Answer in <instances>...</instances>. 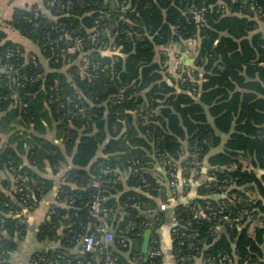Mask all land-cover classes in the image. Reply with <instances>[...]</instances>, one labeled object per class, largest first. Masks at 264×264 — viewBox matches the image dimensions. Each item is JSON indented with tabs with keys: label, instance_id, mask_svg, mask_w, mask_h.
<instances>
[{
	"label": "trees",
	"instance_id": "16d2710c",
	"mask_svg": "<svg viewBox=\"0 0 264 264\" xmlns=\"http://www.w3.org/2000/svg\"><path fill=\"white\" fill-rule=\"evenodd\" d=\"M52 1H44L48 13L17 8L8 21L37 45L49 71L0 30V62L15 69L10 75L0 70V134L7 135L0 172L13 178L9 195L0 189V238L9 255L27 229L16 215L36 208L53 189L39 170L57 172L69 155L66 181L76 188L63 185L60 194L77 212L63 222L65 211L50 207L40 236L61 239L62 248L38 253L64 258L46 264L95 259L96 252L80 251V239L92 232L85 227L95 223L90 204L96 193L107 197L109 217L103 221L115 236L119 261L130 238L141 240L147 228L148 251L161 250L157 229L166 209L159 206L170 204L165 183L174 167L177 180L190 182L173 212L171 240L179 263L200 257V264H264V28L254 19L264 18V0ZM197 37L193 65L178 69L177 59L176 77L164 72L165 47ZM17 48L20 56L5 57ZM51 130L60 143L44 136ZM222 135L223 149L210 155ZM105 141L104 156L97 158ZM205 157L208 179L194 186L190 171H199ZM154 159L165 171L163 185L149 169ZM123 170L137 191L120 185ZM23 173L31 192L26 201L18 192ZM8 185L1 181L0 188ZM194 212L202 218L193 219ZM141 254L142 264H162V257Z\"/></svg>",
	"mask_w": 264,
	"mask_h": 264
},
{
	"label": "crops",
	"instance_id": "0c3cea01",
	"mask_svg": "<svg viewBox=\"0 0 264 264\" xmlns=\"http://www.w3.org/2000/svg\"><path fill=\"white\" fill-rule=\"evenodd\" d=\"M45 0H0V30L3 31L6 35V40H10L15 43H19L23 46L25 52L28 55H36L38 59L43 64L46 71H49V61L47 58H45L43 55H41L39 48L37 45L32 42L29 39H26L23 37L18 31L11 28L8 21L11 19L13 12L17 8H28V7H34L37 10H40L43 13H48L47 9L44 6ZM254 19L258 23L259 30H262L264 28V18L258 19L257 17H254ZM199 46V38H191L187 41H185L182 44H169L167 47H165L164 52L166 53L168 62H165L164 64V72L169 73L173 77L175 76V65L173 62L174 56L177 55L178 62L187 66H192L194 63L195 56L198 51ZM171 49H174L175 51H171ZM157 60H160L157 59ZM65 68H63L64 70ZM47 139L55 142L60 143L59 140L56 139L55 132L53 130L48 131L44 135ZM134 137H139V130L135 131ZM7 135L6 134H0V149L1 146L4 145L6 142ZM227 139V135H222V141L221 144L215 148H212L210 151V155L219 152L223 149V145ZM108 141H105L103 144L104 146H101V148L98 150L96 157L101 158L104 156V149L105 145ZM184 148H187L186 143H184ZM67 162H63L57 172H52L50 167L47 166V168L42 171L39 170V172L52 180L53 189L50 190L49 193H47L37 204V207L30 210L28 208H23L17 217L21 219L23 223H25L26 232L21 237L15 238V249L10 254V262L9 264H33V259L38 252L43 250H51L52 248L46 249L47 245H52L55 247L57 243L61 239H57L56 241H50L47 239H44L40 236V226L43 225V223H46L47 220L51 219V214H49L50 207H56L57 210L65 211L63 215H61V218L63 222L70 218L72 215H76V210L71 207L69 202H67V198L60 194V180L63 176L66 175L67 171L71 168L72 163L71 159L72 157L67 155ZM95 160V159H94ZM93 160V161H94ZM26 163V159H24V164ZM180 163V162H179ZM152 174L156 177L161 176L159 179H162L161 182L162 185L164 184V180L166 179L165 171L163 170V167L158 164V162L154 159L153 163H151V167L149 168ZM208 157H205L203 159L202 167L199 171L192 172L190 171V174L192 177L195 178L194 182L192 184H195L194 186L201 184L205 182V180L208 179ZM186 170V169H185ZM258 173H262L263 171L257 170ZM120 185L125 190H138L137 188L130 187L127 184V178H128V171L123 170L120 171ZM8 181L9 185L7 187H1V191L5 194L9 195L10 189L12 188L13 184V178L4 171L0 172V183L1 181ZM67 186H69L72 189H75L76 186L73 183H66ZM132 188V189H131ZM186 187L183 185H177L176 189L172 192L165 183V190L167 195L169 196V203L168 206H166L165 216L166 220L163 223V225L157 229L158 231V238L160 242V248L162 251V264H180L179 261L176 259L174 252H173V244L171 240V228L175 224L174 221V208L177 204L185 201V191ZM184 191V192H183ZM139 193L141 191L139 190ZM170 194V195H169ZM146 196H149L150 198L154 199L155 196L148 195V193L145 194ZM167 196V197H168ZM192 199L193 194H189ZM251 196V195H250ZM116 197V196H115ZM171 197V199H170ZM187 199V198H186ZM171 201V202H170ZM156 202L158 203L159 200L156 198ZM117 204V209L121 213V207ZM71 211V212H70ZM109 217V216H108ZM66 222V221H65ZM254 223L250 225L249 227V233H252L254 230ZM93 228V225L91 223H87L85 229L88 231L89 229ZM110 229V228H109ZM142 241L143 237L140 240L139 236H136L135 238H130V248L126 251L121 252V260H118L119 264H142L141 258H142V252L139 253V249L142 247ZM62 245V244H61ZM115 245V242L112 244V247ZM145 260V259H144ZM201 258L196 257L194 258V261L191 264H200Z\"/></svg>",
	"mask_w": 264,
	"mask_h": 264
},
{
	"label": "built area",
	"instance_id": "2783aa9c",
	"mask_svg": "<svg viewBox=\"0 0 264 264\" xmlns=\"http://www.w3.org/2000/svg\"><path fill=\"white\" fill-rule=\"evenodd\" d=\"M54 1V0H53ZM52 1V2H53ZM196 20L201 19V10L199 12L195 13ZM78 42V41H77ZM73 51V48H71ZM22 54V51L17 48L15 50H9L5 54V57H12V56H20ZM174 59L177 60L175 57L176 55H173ZM1 60V58H0ZM88 62H85V67H87ZM186 66L177 62V68L178 69H186ZM0 70L5 72L7 75H10L15 69L13 63L8 62H0ZM181 77V76H179ZM184 80V79H183ZM196 156V154H194ZM138 161L136 160L135 163ZM194 163V162H193ZM198 165L201 164V161L196 163ZM177 168H173L170 173V179L167 180V186L169 189L173 192L177 185H183L184 187H188L190 182L187 178L181 177L180 179L175 178V170ZM19 178L21 180L18 192L21 195V198L23 201H26L30 198L31 192L27 188V182H28V176L26 174L19 175ZM66 176H63L60 180L61 186L66 185ZM98 186V184L96 183ZM65 190L62 188L60 190L61 193H63ZM106 196H102L99 193H96V195L93 196L91 204H90V217L95 221L93 224V229L91 233H88L81 237L80 239V251L83 253H95V259L83 261L82 259H76L75 262H72L71 259H67L65 261H62V264H119L117 260V256L113 252L112 244L115 242V236L113 232L108 228V226L104 223L103 220L108 218V209L107 206L104 205V202L106 200ZM103 202V203H102ZM134 204V202H133ZM4 205H8V203H4ZM160 209L164 210L166 208V204L164 202L160 203ZM216 213H219V211L216 210H210V215H215ZM155 216V215H154ZM156 217V216H155ZM202 218V215L198 212L193 213V219L200 220ZM4 218H1L0 222H3ZM178 228L172 229V231H177ZM121 242L124 243L125 239H121ZM147 255L153 259L157 257H162V252L160 249L152 248L150 251L147 252ZM55 257L58 259H63L64 257L61 254H41L38 253L34 256L33 264H46L51 261V258ZM222 261H228L229 263H233L232 258L223 256ZM10 262V255L9 252L3 247L1 243L0 238V264H9ZM207 264H215L214 259H211L207 261Z\"/></svg>",
	"mask_w": 264,
	"mask_h": 264
},
{
	"label": "water",
	"instance_id": "95a60500",
	"mask_svg": "<svg viewBox=\"0 0 264 264\" xmlns=\"http://www.w3.org/2000/svg\"><path fill=\"white\" fill-rule=\"evenodd\" d=\"M150 238H151V229L147 228L144 233H143V241H142V247H141V252L146 255L149 249V244H150ZM48 249L49 247L54 249V248H62V245L60 241L57 243V245L52 246V245H47L46 246Z\"/></svg>",
	"mask_w": 264,
	"mask_h": 264
},
{
	"label": "rangeland",
	"instance_id": "374dc122",
	"mask_svg": "<svg viewBox=\"0 0 264 264\" xmlns=\"http://www.w3.org/2000/svg\"><path fill=\"white\" fill-rule=\"evenodd\" d=\"M171 51H175L174 49H171ZM176 59H177V55H176V57H175Z\"/></svg>",
	"mask_w": 264,
	"mask_h": 264
}]
</instances>
